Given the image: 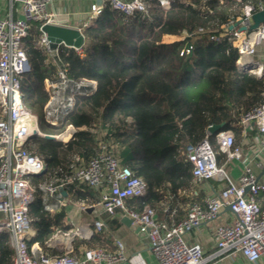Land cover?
<instances>
[{"label":"trees","instance_id":"obj_1","mask_svg":"<svg viewBox=\"0 0 264 264\" xmlns=\"http://www.w3.org/2000/svg\"><path fill=\"white\" fill-rule=\"evenodd\" d=\"M140 1L144 11L132 16L105 6L82 32L83 58L72 49L58 48L68 77L95 81L96 92L78 98L59 127L77 129L66 143L32 136L23 148L46 163L43 175L29 177L37 185L61 176L76 155L86 163L96 156L98 143L105 144L146 187L142 197L125 202L126 209L141 212L148 207L159 220L173 224L180 221V210L168 207L177 200L183 203L185 195L179 194L198 191L200 185L193 182L186 148L197 145L210 126H220L209 136L212 147L216 133L229 129L237 145L241 131L233 126L237 117L261 102L264 77L238 71L236 49L226 38L216 37L230 20L244 10L256 12L264 0H226L222 5L215 0L191 4L171 0L169 8L159 0ZM182 32L206 36L163 43L164 36L179 37ZM40 37L39 24L31 22L23 39L30 70L20 79V92L24 105L36 116L37 129L52 134L43 122L48 99L44 82L55 78V69L47 62ZM222 160L218 156V165ZM65 189L72 201L89 205L97 201V193L86 185L74 181ZM28 218L34 230L29 245L37 243L44 253L58 254L46 242L55 228L63 227V213L45 212L36 191ZM80 244L103 249L109 241L101 235L76 239L74 252ZM13 256L8 236L0 235V264H12Z\"/></svg>","mask_w":264,"mask_h":264},{"label":"built area","instance_id":"obj_2","mask_svg":"<svg viewBox=\"0 0 264 264\" xmlns=\"http://www.w3.org/2000/svg\"><path fill=\"white\" fill-rule=\"evenodd\" d=\"M53 0H10L15 12L22 18L11 16L0 18V235H7L13 249L12 264H121L126 258L123 246L118 241L115 253L100 248L85 249L80 258H75L71 238L62 240L59 253L48 255L37 243L29 245L33 237L28 218V208L36 191L41 193L42 206L46 212L57 213L66 204L63 189L77 182L97 193V201L89 207L109 216L120 211L131 221L137 233L144 235L148 248L158 264H212L222 256L241 257L247 264H258L264 256V181H259L248 164L246 152L234 145L233 130L221 131L215 135L212 147L206 131L204 138L195 146L186 148V159L192 166L194 184L213 181L218 184L211 194L200 202H193L185 217L177 223L169 224L157 218L148 207L141 212L128 211L127 200L142 197L145 184L142 179L122 166L115 156L107 151L106 145L98 143L97 154L86 163L79 155L71 158L67 171L61 176L34 185L29 177L46 172V163L36 155L29 154L24 144L29 137L53 136L56 141L66 143L77 131L66 125L59 133H42L37 129L36 116L24 105L20 92V79L30 70L23 39L28 34L30 23L61 25L60 15L52 8ZM223 4V0H215ZM226 1V0H225ZM191 4L189 0H180ZM163 8H169L171 0H159ZM105 6L117 10L125 16L144 11L140 0H101L91 5L88 22L76 28L80 33L93 21ZM264 4H258L256 12L243 11L235 20H230L217 33V39L226 38L236 49L238 58L235 66L240 72H248L256 77H264V23L255 29L252 15L263 11ZM67 27V26H66ZM40 45L44 48L47 62L55 69V78L45 80L44 90L48 95L43 107V122L59 129L66 117L73 111L81 97L92 96L97 89L93 80H73L61 65L58 48L72 49L83 58V46L69 48L63 44L50 49L48 41L40 31ZM206 36L204 33L182 32L179 40L192 41ZM212 38V36H211ZM189 49L184 52L188 54ZM249 58V61L245 59ZM234 127H239L245 135L254 130L255 166L264 169V92L261 102L240 114ZM66 134V135H65ZM65 135V137H64ZM62 137V138H61ZM255 152V153H254ZM223 162L218 165L217 158ZM237 160L244 164L237 183L227 175V165ZM197 196V191L193 192ZM88 208L86 203L81 210ZM225 213L231 215L229 222L217 225L214 229L215 252L206 255L198 244L188 245L185 237L194 229L218 220ZM104 225L98 218L93 229L100 233ZM53 238L64 236L55 232Z\"/></svg>","mask_w":264,"mask_h":264},{"label":"crops","instance_id":"obj_3","mask_svg":"<svg viewBox=\"0 0 264 264\" xmlns=\"http://www.w3.org/2000/svg\"><path fill=\"white\" fill-rule=\"evenodd\" d=\"M100 2L101 0H53L52 8L57 13H59L60 24H65V26L67 27L76 29L82 27L85 23L89 21L88 13L90 11L91 5H97ZM8 16H11L13 18H22L20 14L15 12L14 6L10 4V0H0V18ZM175 40H178V37L164 36L162 39L163 43H169ZM233 135L235 140L236 135L234 134V131ZM255 135L256 133L254 130H249L245 135H243L240 131L239 141L236 146L240 147L243 152L247 153V157L249 159L248 164L252 169L253 173L256 175L259 181H264V169L260 170L255 166L257 160L256 158H254L253 152H251L253 151L251 150V148H254L252 144ZM248 148H250L251 151L248 150ZM228 165V178L232 182L237 183L238 177L242 173L241 172L239 174V168L241 167L243 169L244 164L237 160H233L230 162L229 167ZM217 186L218 184L213 181L203 182L199 185V188H197L198 191L196 197L193 195L194 191H191V193L187 192L184 194H179V196L185 195V198L182 199L183 203H178L179 200H177L176 204L173 203V205L171 207H168V209H172L173 211L175 209H179L181 216L180 218H178V220H182L185 217L186 211L190 204H192L193 202H200L206 195L211 194V192L215 190ZM63 190V195L65 196L67 202V204L59 211L64 215L63 227L55 228L54 233L61 232L64 236L53 238V233L46 242V246L48 248L56 249L57 253H59L60 246L62 245V240H70L71 238L73 247V243L76 239L84 240L89 239L92 235H101L102 238L109 241V245L106 248H103V250H106L107 252L115 253L118 250L116 246L117 241L122 244L123 254L126 260L121 264H158L157 260L152 256L148 248L147 241L144 235L137 233L136 228L131 225V223H127V221L126 223L123 222V219L127 217H125L120 211H116L115 215L109 216L106 213H102L97 209L89 207V204H87L88 208H86L85 210H81L80 205L83 202L72 201L67 190L65 188ZM98 218L102 221L104 225L100 233H96L93 229V223ZM230 218L231 215L229 213H225L223 216L219 217L217 221L204 224L199 228L194 229L185 237L186 243L188 245H200L206 255L214 253V229L217 225L221 223L229 222ZM171 221L174 222V219H172ZM32 232L34 233V230H32ZM85 249L90 248H87L86 245L80 244L76 252H74L73 247L72 254H74L73 256L75 258H80L83 250ZM212 264L247 263L241 257L238 256L235 258L222 256L221 258L214 260ZM258 264H264V256L261 258Z\"/></svg>","mask_w":264,"mask_h":264},{"label":"water","instance_id":"obj_4","mask_svg":"<svg viewBox=\"0 0 264 264\" xmlns=\"http://www.w3.org/2000/svg\"><path fill=\"white\" fill-rule=\"evenodd\" d=\"M252 25L250 29H255L260 23H264V10L257 12L252 15ZM40 31L44 34L46 40L48 41V46L50 49H56L59 45L63 44L69 48H79L84 43V36L75 28H70L61 25H43ZM220 126H210L208 132L213 134L219 129ZM45 140H55L53 136L43 135ZM35 176H41L37 174ZM131 223L128 218H124L123 222Z\"/></svg>","mask_w":264,"mask_h":264},{"label":"rangeland","instance_id":"obj_5","mask_svg":"<svg viewBox=\"0 0 264 264\" xmlns=\"http://www.w3.org/2000/svg\"><path fill=\"white\" fill-rule=\"evenodd\" d=\"M189 1L192 3L193 0H189ZM224 3H225V0H223V4H224ZM221 5H222V4H221ZM245 60H246V61H249V58H246ZM61 130H62V128H59V129H53V128H52L50 132H51V133H59Z\"/></svg>","mask_w":264,"mask_h":264},{"label":"bare ground","instance_id":"obj_6","mask_svg":"<svg viewBox=\"0 0 264 264\" xmlns=\"http://www.w3.org/2000/svg\"><path fill=\"white\" fill-rule=\"evenodd\" d=\"M66 135V134H65ZM65 135H64V137H65ZM62 138V137H61Z\"/></svg>","mask_w":264,"mask_h":264}]
</instances>
